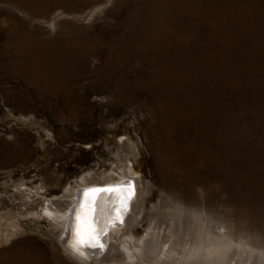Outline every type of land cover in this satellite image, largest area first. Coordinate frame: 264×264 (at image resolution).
Wrapping results in <instances>:
<instances>
[{
    "label": "rangeland",
    "instance_id": "374dc122",
    "mask_svg": "<svg viewBox=\"0 0 264 264\" xmlns=\"http://www.w3.org/2000/svg\"><path fill=\"white\" fill-rule=\"evenodd\" d=\"M124 164L165 264H264V0H0V264H101L45 207Z\"/></svg>",
    "mask_w": 264,
    "mask_h": 264
},
{
    "label": "bare ground",
    "instance_id": "6f19581e",
    "mask_svg": "<svg viewBox=\"0 0 264 264\" xmlns=\"http://www.w3.org/2000/svg\"><path fill=\"white\" fill-rule=\"evenodd\" d=\"M124 165L122 173L98 174L96 169L89 168L76 179L79 186L69 183L64 192L45 207V212L68 232L65 248L80 260L101 264H165L171 242L162 243V238L157 233L151 234L150 230L140 239L126 230L141 218L145 206L138 180L129 173L132 166ZM91 189L100 191L91 193L84 206V193ZM102 228H106V234L101 233ZM78 230L85 244L77 242ZM97 239L104 245L102 249L93 247ZM190 248L188 256L193 255ZM152 255L155 260H150Z\"/></svg>",
    "mask_w": 264,
    "mask_h": 264
},
{
    "label": "snow or ice",
    "instance_id": "6c2138e0",
    "mask_svg": "<svg viewBox=\"0 0 264 264\" xmlns=\"http://www.w3.org/2000/svg\"><path fill=\"white\" fill-rule=\"evenodd\" d=\"M97 191H100V190L99 189H91L89 191H85V193H84V196H85V205L84 206H86V204H87V198L89 197V195L91 193H94V192H97ZM77 219L79 220L80 218L77 217ZM101 233L102 234H106V228H102L101 229ZM78 235H80L79 230H78ZM77 242L79 244H85L86 243V240H85V238L82 235H80V238H79V240ZM93 247L94 248L98 247V248H101L102 249L104 247V245L99 242V239H97V242H96V244L93 245ZM77 251H78V249H77ZM81 255H83V253H81Z\"/></svg>",
    "mask_w": 264,
    "mask_h": 264
}]
</instances>
